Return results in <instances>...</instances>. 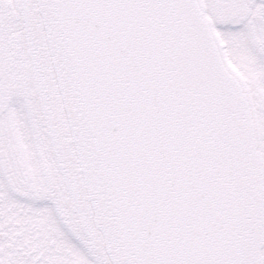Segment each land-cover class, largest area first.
Returning a JSON list of instances; mask_svg holds the SVG:
<instances>
[{
  "label": "snow or ice",
  "instance_id": "6c2138e0",
  "mask_svg": "<svg viewBox=\"0 0 264 264\" xmlns=\"http://www.w3.org/2000/svg\"><path fill=\"white\" fill-rule=\"evenodd\" d=\"M0 264H264V0H0Z\"/></svg>",
  "mask_w": 264,
  "mask_h": 264
}]
</instances>
